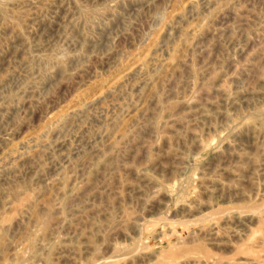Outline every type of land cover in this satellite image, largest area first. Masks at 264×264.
I'll list each match as a JSON object with an SVG mask.
<instances>
[{
    "label": "rangeland",
    "instance_id": "rangeland-1",
    "mask_svg": "<svg viewBox=\"0 0 264 264\" xmlns=\"http://www.w3.org/2000/svg\"><path fill=\"white\" fill-rule=\"evenodd\" d=\"M25 1L0 264H264V0Z\"/></svg>",
    "mask_w": 264,
    "mask_h": 264
},
{
    "label": "bare ground",
    "instance_id": "bare-ground-1",
    "mask_svg": "<svg viewBox=\"0 0 264 264\" xmlns=\"http://www.w3.org/2000/svg\"><path fill=\"white\" fill-rule=\"evenodd\" d=\"M11 1V0H10ZM31 1V0H30ZM42 1V0H41ZM60 2H61V0H59ZM39 2V1H38ZM63 2V1H62ZM11 3V2H10ZM9 3V4H10ZM23 3H26V1L25 0H23V1H21V0H15V2H13V4H17V6L19 5V4H22L23 5ZM115 3V2H114ZM8 4V3H7ZM26 5H28L27 3H26ZM10 6V5H9ZM14 6V5H13ZM12 5H11V7L10 8H12L13 7ZM20 6V5H19ZM29 6V5H28ZM16 8V6H14V8L13 9H15ZM231 9V8H230ZM93 10V9H92ZM112 10V9H111ZM6 11V10H5ZM90 11V10H89ZM88 13V12H87ZM5 16V15H4ZM3 16V17H4ZM74 27V26H73ZM92 53V52H91ZM95 53V52H94ZM93 53V54H94ZM94 56V55H93ZM81 58V57H80ZM191 69V68H190ZM81 70V69H80ZM79 70V71H80ZM77 72V71H76ZM80 73V72H79ZM188 103V102H187ZM154 124V123H153ZM153 127L155 128V126L153 125ZM16 129V128H15ZM13 130V129H12ZM17 130V129H16ZM12 132V131H11ZM11 132H6V130L3 132H1L0 133V143H5V142H7V140H6V137H8V135L11 133ZM16 132V131H15ZM13 134H14V132H12ZM17 133V132H16ZM13 134H12V136H13ZM11 135V134H10ZM15 135V134H14ZM9 138V137H8ZM65 158V157H64ZM70 195V194H69ZM71 196V195H70ZM42 222V221H41ZM45 223V222H44Z\"/></svg>",
    "mask_w": 264,
    "mask_h": 264
}]
</instances>
